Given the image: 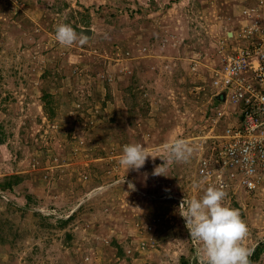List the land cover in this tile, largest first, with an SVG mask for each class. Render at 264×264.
Wrapping results in <instances>:
<instances>
[{"label":"rangeland","instance_id":"1","mask_svg":"<svg viewBox=\"0 0 264 264\" xmlns=\"http://www.w3.org/2000/svg\"><path fill=\"white\" fill-rule=\"evenodd\" d=\"M251 1L0 0V185L21 177L0 186V264H203L178 207L209 186L197 160L233 121L210 68ZM61 23L91 34L64 46ZM177 140L190 158L153 176ZM130 142L155 157L138 171L119 163ZM227 189L264 264V188Z\"/></svg>","mask_w":264,"mask_h":264},{"label":"built area","instance_id":"2","mask_svg":"<svg viewBox=\"0 0 264 264\" xmlns=\"http://www.w3.org/2000/svg\"><path fill=\"white\" fill-rule=\"evenodd\" d=\"M238 13L240 30L219 41L220 63L214 69L217 92L238 107V121L215 137L207 154L199 155L198 174L206 185L257 192L264 188V0L250 2Z\"/></svg>","mask_w":264,"mask_h":264},{"label":"clouds","instance_id":"3","mask_svg":"<svg viewBox=\"0 0 264 264\" xmlns=\"http://www.w3.org/2000/svg\"><path fill=\"white\" fill-rule=\"evenodd\" d=\"M254 1L257 0L251 2ZM229 32L232 31H227L226 36ZM55 36L57 41L64 46H71L76 42L83 44L87 40L86 36L82 33L77 34L73 27L67 23H61L56 26ZM222 39L223 37H221L215 45L218 60L211 62L212 68H210L211 72L209 77L210 84L214 91L213 97L215 101H217L222 108L228 107L230 109L227 110L228 112L218 111L217 114L222 117V113L226 112L230 114L233 121L225 123L220 133L212 136L213 139L224 133L228 125L238 121L236 114L238 107L225 102L224 93L222 91L217 92L218 85L214 83V80L217 79V74H215L214 69H217L220 63V51H218L219 41ZM220 48L221 52L226 50L225 47L221 46ZM192 63L191 69L195 71L197 69L198 60L195 59ZM225 116L226 115H224V117ZM167 152L168 159L163 160V164L154 167L152 172L153 176H166L168 161H187L193 149L188 145L187 141L177 140L168 146ZM150 156L144 144L140 142H130L123 145L119 163L125 166L127 171L129 169L138 171L144 167ZM151 157L155 158L153 156ZM128 186L129 189L132 190L135 188L132 182H129ZM231 188L233 190V188L237 187ZM228 190L229 189H227V191ZM225 191L226 190H224L222 186L209 185L204 189L202 196L198 198L182 199L178 207L179 214L183 220H185V226L187 231H189L190 238L199 244L198 251L203 257V264H250L249 257L252 254V249L245 246L244 243L248 236V226L241 217L240 211L225 203L227 195Z\"/></svg>","mask_w":264,"mask_h":264},{"label":"trees","instance_id":"4","mask_svg":"<svg viewBox=\"0 0 264 264\" xmlns=\"http://www.w3.org/2000/svg\"><path fill=\"white\" fill-rule=\"evenodd\" d=\"M46 96L47 95H43V103H44L46 111L48 112V116H52V114H53L52 108L48 106V105H50V100H48L46 98ZM20 180H21V177L19 175H16V174L9 175L8 177L5 178V182L2 185H0L1 189L12 188L15 184L19 183ZM238 189L243 190L241 188H238ZM251 193H253V192H251ZM62 223L63 224L66 223V220H61V224ZM260 249H261V247L260 248H258V247L254 248L253 253H252L253 258L257 257L258 253L260 252Z\"/></svg>","mask_w":264,"mask_h":264},{"label":"water","instance_id":"5","mask_svg":"<svg viewBox=\"0 0 264 264\" xmlns=\"http://www.w3.org/2000/svg\"><path fill=\"white\" fill-rule=\"evenodd\" d=\"M80 31H81V33H83L85 35H90V33H91V29H89V28H85V29L83 28Z\"/></svg>","mask_w":264,"mask_h":264},{"label":"bare ground","instance_id":"6","mask_svg":"<svg viewBox=\"0 0 264 264\" xmlns=\"http://www.w3.org/2000/svg\"><path fill=\"white\" fill-rule=\"evenodd\" d=\"M222 130V129H221Z\"/></svg>","mask_w":264,"mask_h":264}]
</instances>
